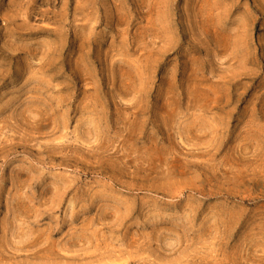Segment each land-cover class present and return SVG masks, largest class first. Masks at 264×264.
<instances>
[{"label":"rangeland","instance_id":"obj_1","mask_svg":"<svg viewBox=\"0 0 264 264\" xmlns=\"http://www.w3.org/2000/svg\"><path fill=\"white\" fill-rule=\"evenodd\" d=\"M0 264H264V0H0Z\"/></svg>","mask_w":264,"mask_h":264}]
</instances>
